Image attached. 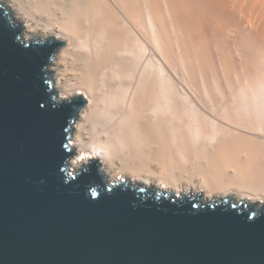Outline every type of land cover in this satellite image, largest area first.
<instances>
[{
	"label": "bare ground",
	"instance_id": "bare-ground-1",
	"mask_svg": "<svg viewBox=\"0 0 264 264\" xmlns=\"http://www.w3.org/2000/svg\"><path fill=\"white\" fill-rule=\"evenodd\" d=\"M0 1L26 33L62 43L53 73L64 96L84 101L71 133L75 164L83 167L103 157L117 178L133 176L160 188L198 192L201 199L229 196L264 205V185H258L264 179L260 52L241 57L255 75L227 90L179 88L167 66L176 51L188 67L202 55L198 43L194 56L189 51L195 24L182 22L195 18L202 5L211 19L233 23V7L220 12L226 0ZM188 2L197 8L192 14ZM251 5L259 8L264 0ZM163 143L175 160L191 162L190 171L167 161Z\"/></svg>",
	"mask_w": 264,
	"mask_h": 264
},
{
	"label": "water",
	"instance_id": "water-1",
	"mask_svg": "<svg viewBox=\"0 0 264 264\" xmlns=\"http://www.w3.org/2000/svg\"><path fill=\"white\" fill-rule=\"evenodd\" d=\"M61 45L0 1V264H264V205L75 164Z\"/></svg>",
	"mask_w": 264,
	"mask_h": 264
},
{
	"label": "rangeland",
	"instance_id": "rangeland-1",
	"mask_svg": "<svg viewBox=\"0 0 264 264\" xmlns=\"http://www.w3.org/2000/svg\"><path fill=\"white\" fill-rule=\"evenodd\" d=\"M188 3V11L192 14V11L197 8L194 9L191 3ZM251 4L252 0H226L225 5L220 4V12L229 13L232 7L235 9L233 23H229L224 19H220V22L215 18L211 19L203 5L198 10L204 12V18L198 10H195V18H185L182 21L185 22L186 26H189L190 23L195 24V34L192 35L193 41L190 44L188 43L190 54L194 56V48L197 43L202 46L203 52L199 56V60L194 59L191 61L190 65L194 69H190V65L188 67L187 63L182 60V55L176 51L173 65L169 66L167 64L169 70L175 73L176 86L197 89L204 85V87L215 86L227 90L229 87L244 84L246 78L251 74L255 75V71L251 66L246 65L241 58L243 55L250 56L259 51L264 60V5L252 9ZM162 13L167 21L174 22L172 18L169 19L170 13L165 10ZM226 15L228 16V14ZM200 34L204 35L205 38L198 37ZM263 66L260 69L264 74ZM219 98L217 100H220ZM204 100L206 101V99ZM189 104H193V102L190 100ZM189 108L191 109V107ZM179 114L180 112L176 114L177 118H179ZM181 123L186 124L185 122ZM182 128H184L183 132L188 133L187 127ZM161 146L167 161L171 165H175L177 162L181 168L186 171L189 170V167H186L191 165V162L175 160L169 152L170 146L167 143H163ZM263 161L264 159L261 161L262 164H264ZM183 162L184 164H182ZM182 174L188 175L184 171ZM258 185H264V179ZM263 188L264 186L261 189Z\"/></svg>",
	"mask_w": 264,
	"mask_h": 264
}]
</instances>
